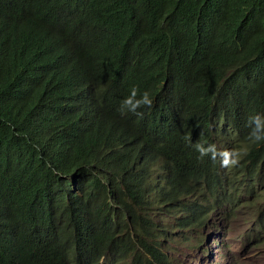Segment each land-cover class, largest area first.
I'll list each match as a JSON object with an SVG mask.
<instances>
[{
  "label": "clouds",
  "instance_id": "9594fccd",
  "mask_svg": "<svg viewBox=\"0 0 264 264\" xmlns=\"http://www.w3.org/2000/svg\"><path fill=\"white\" fill-rule=\"evenodd\" d=\"M37 1H42L39 23L9 17L8 12L30 8ZM113 6L121 12L131 7L121 0ZM162 6L165 19L182 12L170 13V0ZM65 14L62 0H0V50L15 54L26 41H32V48L20 54L17 62L21 68L23 64L52 68L61 102L78 101L66 116L76 144L88 147L98 159L108 148L123 152L136 175L162 183L157 197L166 205L151 215L150 260L179 264L166 251L171 242L175 248L190 244L183 264H237L238 260L264 257V96L250 98L241 93L232 82L234 70L203 72L193 60L181 61L178 51L167 50L160 41L147 39L117 47L102 14L85 10L69 20ZM53 29L92 57L107 52L111 60L97 61L87 72L75 60L70 42L56 38ZM149 84L156 87L160 101L145 90ZM124 125L134 128L140 139L124 134ZM192 161L200 170L183 184L180 176ZM93 167L78 162L74 173L52 171L64 180L79 171L103 175ZM115 199L109 188L106 203L87 212L67 213L69 198L53 187L45 200L37 194L24 204L33 208L34 225L25 221L27 208L20 214L17 206H8L0 214V264H56L67 253L80 264H116L114 227L98 229L93 220L100 210H115L116 217L119 205ZM185 204L201 210L196 211L194 225L189 224L193 216L180 215ZM45 207L52 217L48 223L38 222L37 211L44 212ZM58 208L66 220L55 219ZM184 229L189 236L176 238ZM60 230H73L74 237ZM198 231L199 239L192 241ZM127 232L134 235L131 225L121 235ZM41 234L47 236L48 252L34 254L31 243L41 245ZM230 234L240 238L241 248L228 247ZM80 238L82 244H78ZM240 253L243 259H238ZM120 264H133V259L126 255Z\"/></svg>",
  "mask_w": 264,
  "mask_h": 264
},
{
  "label": "trees",
  "instance_id": "16d2710c",
  "mask_svg": "<svg viewBox=\"0 0 264 264\" xmlns=\"http://www.w3.org/2000/svg\"><path fill=\"white\" fill-rule=\"evenodd\" d=\"M114 1L62 0L65 20L92 10L105 16L117 47L147 39L160 41L167 50L178 51L181 61L193 60L203 72L210 73L216 68L234 70L232 82L241 93L250 98L264 96V0H170L169 12H182L166 19L164 0H121L125 5H131L125 12L114 8ZM41 5L42 1H37L30 8L10 11L9 17L37 24L41 21ZM52 32L56 38L68 41L58 30ZM70 44L75 60L87 72L92 71L97 61L111 60L110 53L100 52L95 58ZM32 46V41H26L15 54L0 50V214L12 204L19 208L20 214L27 208L29 217L25 221L34 225L33 208L24 204L37 194L45 200L50 189L56 187L60 195L70 200L67 213L87 212L94 205L108 201L110 188L119 205L118 214L115 217V210H100L93 220L98 229L114 227L117 238L112 254L116 264H120L126 255L132 257L133 264H154L149 258L154 228L151 215L166 205L163 198L157 197L162 183L136 175L130 169L129 156L123 152L108 148L104 157L98 159L92 156L88 147L76 144L66 116L77 108L78 101L61 102L52 68L28 67L27 64L21 68L17 62L19 55ZM221 53L226 56L220 58ZM145 90L153 99L161 100L153 84ZM123 128L124 134L140 139L130 125ZM78 162L93 165L103 175L79 171L71 179L64 180L52 171L55 168L66 175L74 173ZM199 170L197 163L192 161L180 180L188 184ZM173 182L175 187L177 180ZM196 211L201 210L185 204L181 206L180 215L193 216L189 224L194 225ZM51 217L47 207L44 212L37 211L38 222L45 220L48 223ZM55 219L66 220L59 208L55 210ZM128 224L134 235L128 232L121 235L128 230ZM86 229L87 225L83 232ZM60 232L74 237L73 230ZM39 238L42 244L32 242L31 249L34 254H45L48 252L44 244L47 236L41 234ZM78 244H82V238ZM56 264L80 262L72 260L71 254L67 253Z\"/></svg>",
  "mask_w": 264,
  "mask_h": 264
},
{
  "label": "rangeland",
  "instance_id": "374dc122",
  "mask_svg": "<svg viewBox=\"0 0 264 264\" xmlns=\"http://www.w3.org/2000/svg\"><path fill=\"white\" fill-rule=\"evenodd\" d=\"M238 224H243V221H240ZM233 228H237V225H234ZM232 228V229H233ZM182 235H187L189 236L188 234V230L187 229H184V230H180L178 231L176 234H175V237L178 238V237H181ZM199 236H200V233L199 231L192 234L191 236V240L192 241H197L199 239ZM240 242V238L237 237V235H229L228 236V239H227V244H228V247L229 248H236L239 249L241 248L240 246L238 247V243ZM172 243V242H171ZM170 243V247L169 249H167L166 251L171 254V256L174 258V260L179 263V264H183V259H184V256L185 254L187 253V251L189 250V247H190V244H183V245H179L175 248V245H172ZM173 248H175V250L173 251ZM235 250V251H236ZM244 255L243 253H240L239 254V258L238 259H243ZM237 264H264V257H262L259 261H254L252 259L251 262L249 261H242V260H238Z\"/></svg>",
  "mask_w": 264,
  "mask_h": 264
}]
</instances>
